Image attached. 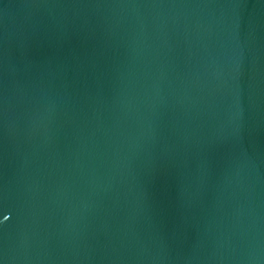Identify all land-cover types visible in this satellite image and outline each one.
Returning a JSON list of instances; mask_svg holds the SVG:
<instances>
[{"label":"water","instance_id":"obj_1","mask_svg":"<svg viewBox=\"0 0 264 264\" xmlns=\"http://www.w3.org/2000/svg\"><path fill=\"white\" fill-rule=\"evenodd\" d=\"M0 264H264V0H0Z\"/></svg>","mask_w":264,"mask_h":264},{"label":"snow or ice","instance_id":"obj_2","mask_svg":"<svg viewBox=\"0 0 264 264\" xmlns=\"http://www.w3.org/2000/svg\"><path fill=\"white\" fill-rule=\"evenodd\" d=\"M8 217L7 216H4L3 219L6 220Z\"/></svg>","mask_w":264,"mask_h":264}]
</instances>
